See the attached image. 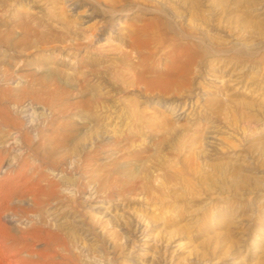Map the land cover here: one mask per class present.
Returning <instances> with one entry per match:
<instances>
[{
    "label": "rangeland",
    "instance_id": "1",
    "mask_svg": "<svg viewBox=\"0 0 264 264\" xmlns=\"http://www.w3.org/2000/svg\"><path fill=\"white\" fill-rule=\"evenodd\" d=\"M0 133L26 259L264 264V0H0Z\"/></svg>",
    "mask_w": 264,
    "mask_h": 264
},
{
    "label": "bare ground",
    "instance_id": "2",
    "mask_svg": "<svg viewBox=\"0 0 264 264\" xmlns=\"http://www.w3.org/2000/svg\"><path fill=\"white\" fill-rule=\"evenodd\" d=\"M167 67V66H166ZM182 72H183V69L181 70ZM182 72H180V73H182ZM179 73V75H181ZM183 74V73H182ZM184 75V74H183ZM164 79H167V80H164ZM182 80V79H181ZM174 81V80H173ZM175 82V81H174ZM182 83V82H181ZM147 84L150 86V84H153V85H155V86H158V87H163V88H168V86L169 85H171L172 84V81H170V77L169 76H161V77H159V78H152V79H149L148 81H147ZM159 89V88H158ZM173 89V88H172ZM167 90V89H166ZM168 91V90H167ZM30 107V106H29ZM29 109H27V111H28ZM34 113V112H33ZM28 114V113H27ZM30 114H31V112H30ZM32 115V114H31ZM29 116V115H28ZM36 117V116H35ZM34 117V118H35ZM34 118H33V120H34ZM26 119H28V118H26ZM36 119V118H35ZM36 121V120H35ZM31 123V122H30ZM33 124H34V122H33ZM16 134V133H15ZM16 143V145H14L13 147L15 148L14 150H17V148L19 147V145H20V141H19V138L16 136V135H13V134H10V135H4V134H2V133H0V161L2 160V158H1V155L2 154H5V150L7 149H9V147L12 145V143ZM199 156L201 155V154H198ZM195 156H197V154L195 155ZM17 156H14V158L12 159V160H8V161H6V163L4 164L5 166H6V170L5 171H7V170H10V169H14V168H16V161H17ZM226 164V163H225ZM213 165H215V164H213ZM223 165V164H222ZM221 165V166H222ZM228 165V164H227ZM211 166V165H210ZM216 166H220L219 164H217ZM232 166V165H231ZM228 167H230V166H228ZM221 168V169H220ZM220 168H218L217 167V169H219V170H224V169H222L223 167H220ZM212 170H213V168H211ZM232 169V168H231ZM227 170V169H226ZM234 170H236L235 169V167H234ZM208 171H210L209 169H208ZM225 171V170H224ZM230 171V170H229ZM220 172V171H219ZM217 173V172H216ZM204 174V173H203ZM209 174H210V172H209ZM222 174H224V173H222ZM213 175H214V173H213ZM226 176V175H225ZM202 177H204V176H202ZM207 177V176H206ZM209 177V176H208ZM212 177V176H211ZM216 178V177H215ZM217 178H219V177H217ZM216 178V179H217ZM220 178H222V177H220ZM202 179V178H201ZM206 179V178H205ZM210 179V178H209ZM199 180V179H198ZM213 180V179H212ZM215 180V179H214ZM218 180V179H217ZM216 180V181H217ZM223 180V179H222ZM210 181H211V179H210ZM224 181V180H223ZM200 182V181H199ZM227 182V181H226ZM249 182V179L247 180V183ZM214 183V182H213ZM222 183H225V182H222ZM221 183V184H222ZM217 184V183H216ZM225 185V184H224ZM218 187H219V184H218ZM10 221H13L14 220V218L12 217V218H10L9 219ZM23 222V221H22ZM0 236H1V233H0ZM0 243L3 245V247H4V249H2L1 251H0V253H1V255L5 258V263L4 264H42L41 262H39V261H37V260H35L34 258L35 257H38V256H40L41 254L40 253H38V252H36V251H31V252H29V253H27V255H29L31 258L30 259H26L23 255H22V253L19 251V250H16L11 244H9V242L8 243H6V242H4L3 240H0ZM94 264H98V263H94Z\"/></svg>",
    "mask_w": 264,
    "mask_h": 264
}]
</instances>
